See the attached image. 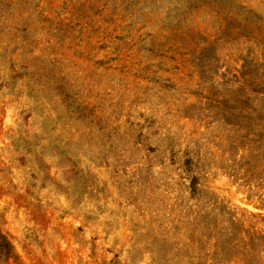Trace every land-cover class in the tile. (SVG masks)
Masks as SVG:
<instances>
[{"label":"rangeland","instance_id":"rangeland-1","mask_svg":"<svg viewBox=\"0 0 264 264\" xmlns=\"http://www.w3.org/2000/svg\"><path fill=\"white\" fill-rule=\"evenodd\" d=\"M0 236V264H264V0H0Z\"/></svg>","mask_w":264,"mask_h":264},{"label":"trees","instance_id":"trees-1","mask_svg":"<svg viewBox=\"0 0 264 264\" xmlns=\"http://www.w3.org/2000/svg\"><path fill=\"white\" fill-rule=\"evenodd\" d=\"M0 249L3 251V249H5L8 244L3 240V237L0 236ZM229 239V238H228ZM237 240L236 239H230V242L227 241L226 244L229 246L232 244V247H225L224 249L220 250L219 255L222 256L218 259H213L211 261V264H222V263H226L231 261L232 259L236 258V259H240L242 262H247V264H251V260L253 259V257H256V249L258 244H254L252 243H248V244H242V246H238L237 244ZM253 247H256V249H253ZM238 248V251H236Z\"/></svg>","mask_w":264,"mask_h":264}]
</instances>
